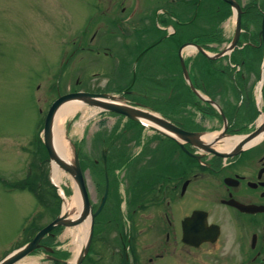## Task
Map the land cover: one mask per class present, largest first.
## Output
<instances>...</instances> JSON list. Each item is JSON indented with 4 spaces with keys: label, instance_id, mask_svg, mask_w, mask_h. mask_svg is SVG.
I'll return each instance as SVG.
<instances>
[{
    "label": "flooded vegetation",
    "instance_id": "1",
    "mask_svg": "<svg viewBox=\"0 0 264 264\" xmlns=\"http://www.w3.org/2000/svg\"><path fill=\"white\" fill-rule=\"evenodd\" d=\"M231 1L240 9L238 36ZM231 1L95 0L94 14H108L110 23L84 28L77 39L64 42L63 58L80 51L92 54L93 62L102 55L121 58L125 65L119 70L131 74L125 97L142 95L134 87L136 72L154 64H160L168 87L182 94L179 89L189 86L180 56L195 78L205 71L198 60L229 66L223 77L215 75L216 95H208L219 110L187 90L191 98L169 119L201 137L217 133L209 149L125 116H118L108 132L95 134L91 151L98 169L90 198L93 211L100 209L80 264H264V46L259 34L264 0ZM120 37L123 52L113 53L114 39ZM172 59L181 78L176 89L177 72L167 67ZM250 63L254 70H248ZM230 81L236 101L225 89ZM191 82L208 93L198 78ZM83 144L78 143V152L84 165ZM42 244L51 248L43 253L50 264H74L70 248L57 249L47 238Z\"/></svg>",
    "mask_w": 264,
    "mask_h": 264
},
{
    "label": "rangeland",
    "instance_id": "2",
    "mask_svg": "<svg viewBox=\"0 0 264 264\" xmlns=\"http://www.w3.org/2000/svg\"><path fill=\"white\" fill-rule=\"evenodd\" d=\"M94 4L95 0H0V257L30 240L36 229L55 218L63 207L59 192L52 186L50 161L42 143L43 120L50 103L58 93L74 89L120 94L117 91L125 88L131 77L121 72L125 63L116 55L114 60L102 55L93 62L92 54L80 51L73 57L61 58L66 50L64 42L77 39L78 31L81 33L84 28L110 23L108 14L104 17L94 14ZM114 41L112 52H123L122 38ZM81 55L84 57L80 58ZM115 61L117 64L113 63ZM176 64L178 62L174 59L167 63V67L171 69L173 66V72H177V80L173 83L175 89L181 84ZM197 64L208 74L204 71L196 78L207 85L209 95L215 96L213 84L216 76L223 77V68L227 70L229 66L220 64L216 67L205 60H198ZM154 65L145 74L137 71L134 84L136 90L143 86L141 91L147 90L150 96L144 99L137 95L128 99L142 101L149 108L173 119L171 114L175 107L188 101L191 95L188 89H179L184 92L177 96V91L171 90L168 87L171 84L161 77L160 67H157L160 64ZM139 68L140 62L137 63ZM249 69H255L253 63ZM96 70L109 71V74L95 73ZM146 75L150 78L144 79ZM189 77L193 82L196 79L192 71ZM225 89L232 101L238 100L231 81ZM81 105L64 121L65 144L67 157L71 159L70 141L76 143L83 139L82 149L86 155L84 177L89 194L94 198L98 168L93 164L92 143L96 142L95 134L106 133L112 128L118 115ZM61 178L59 184L70 201L75 196L74 181L64 172ZM71 210H76V207ZM75 230L76 227L61 228L54 231L50 239L57 249L70 248L69 259L78 252L77 238L72 234ZM15 264L50 262L42 252H37Z\"/></svg>",
    "mask_w": 264,
    "mask_h": 264
},
{
    "label": "water",
    "instance_id": "3",
    "mask_svg": "<svg viewBox=\"0 0 264 264\" xmlns=\"http://www.w3.org/2000/svg\"><path fill=\"white\" fill-rule=\"evenodd\" d=\"M239 33H240V21H239V15H238L236 36H238ZM261 34L263 36V42H264V18H263ZM229 48L231 49L232 47H229ZM181 65H182L185 77L188 78V74L186 72V68H185V65L182 59H181ZM72 100L80 101L81 103H84L87 105L96 106L102 110H108V111L120 113V114H123L135 120H140V118L151 120L161 125L162 127H164L165 130L174 134L176 137L181 138L184 141L192 142L199 147H203L204 149H208V145L199 139V133L184 131L176 127L175 125L169 123V121L165 120L164 118L156 116L155 114L149 111L129 106L122 101V96H116V95H112L108 93H93V92H84V91L67 93V94L59 96L51 104L47 112V115L45 117V122H44V127H43V142L48 151L49 160L51 164L52 163L56 164L57 167L69 173V175L73 178L76 184V188L78 190L80 200H81L80 210L77 213V215L72 218H70L69 216V214H72V211L67 212V213L61 212L58 216L55 217V219H53L50 223H48L43 228H41L30 241H28L21 247L9 252L8 254L0 258V264H14L15 262L25 257L26 255L30 254L35 249L40 248L41 247L40 241L44 237V235L47 234L50 230H52L54 227L58 225L74 226V225L81 223L83 220L89 219L91 226H90L88 242L86 244L84 252L86 251L87 246L90 244L91 233H92V222L91 221L95 213H92L91 211V205L88 199V193L86 190L83 175H82L81 168L79 165L78 155L75 151L74 146L70 144V147L72 149V158L66 159L57 152L54 146V143H53V129H54L53 127H54L55 115L59 107L62 104L68 101H72ZM156 130L162 133H166L163 130H160L157 128ZM105 160H106V154H105V150H103L102 151L103 163H105ZM79 263H80V259L78 258L77 264Z\"/></svg>",
    "mask_w": 264,
    "mask_h": 264
},
{
    "label": "bare ground",
    "instance_id": "4",
    "mask_svg": "<svg viewBox=\"0 0 264 264\" xmlns=\"http://www.w3.org/2000/svg\"><path fill=\"white\" fill-rule=\"evenodd\" d=\"M82 103L80 101H68L62 104L54 118V129H53V143L57 150V152L64 158L69 159L67 157L68 152L66 150V142H65V136H64V121L67 117L72 116L75 112H77L80 108ZM214 138V134H206L202 137V139L205 142H211ZM230 143L228 139L225 140V144ZM52 176L55 182L62 181L61 176L62 172L59 170V168L56 166V164L52 163ZM76 207V212L72 215V217H75L77 215V210L80 207V201L78 194L75 193V196L70 200H66L63 204V211L65 213L69 212L70 208ZM71 212V211H70ZM69 214V213H68ZM89 229V220H83L80 225L76 226V232H73L72 234L77 238L78 245H81L84 240L86 239L87 233ZM81 243V244H80Z\"/></svg>",
    "mask_w": 264,
    "mask_h": 264
}]
</instances>
